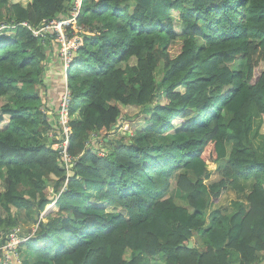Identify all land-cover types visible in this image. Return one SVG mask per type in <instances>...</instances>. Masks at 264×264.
Segmentation results:
<instances>
[{
    "label": "trees",
    "instance_id": "1",
    "mask_svg": "<svg viewBox=\"0 0 264 264\" xmlns=\"http://www.w3.org/2000/svg\"><path fill=\"white\" fill-rule=\"evenodd\" d=\"M74 9L0 0V244L28 222L22 264H264V0H83L67 162L23 23ZM129 106L146 126L122 134ZM234 182L246 201L214 207Z\"/></svg>",
    "mask_w": 264,
    "mask_h": 264
},
{
    "label": "rangeland",
    "instance_id": "2",
    "mask_svg": "<svg viewBox=\"0 0 264 264\" xmlns=\"http://www.w3.org/2000/svg\"><path fill=\"white\" fill-rule=\"evenodd\" d=\"M6 8V7H4ZM3 9V15L6 16V10ZM50 40V45L49 47L46 48V51L48 49V52H53V62L51 64H47L50 69L48 72L49 74V83H47L46 86H41V89L43 90L46 98H47V106L49 109H46L45 106L43 109L49 113L50 119L54 122L55 125V130H51L50 135H56L60 134L59 130V109L61 106L62 102V91H65V85L67 83V77L64 76V74H61L62 71L65 70L66 68V63L64 62V55H63V48L66 46H69L72 43H75L77 40L79 43L81 42V37L80 35L75 36L74 38H69L67 34L66 38V43L64 44L63 42L57 40L56 38H49ZM76 45L78 44L77 42L75 43ZM74 46V45H73ZM51 50V51H50ZM62 75V76H61ZM65 82V83H64ZM228 89V88H227ZM6 100V99H5ZM5 100H1L0 104L6 103ZM61 101V102H60ZM127 113L129 115V118L127 120H123L121 122V131L122 134L125 132H130L132 127L136 125L139 128H143L146 126L145 122V115L141 111L140 107L137 106H129L127 109ZM8 119V117H6ZM180 123V120L176 121V125ZM180 129L177 128L175 131H179ZM264 130V129H263ZM97 143V141L95 142ZM257 149L260 153V155H264V137L261 139H258L255 141ZM59 146V145H58ZM210 169L215 170L216 169V164H214L212 161H209ZM252 182V181H251ZM250 183L249 182H234L230 185L229 190L227 191V194L224 196L223 200L220 203H215L214 207H225L229 208V210H234L233 202H245L246 201V193H248L250 189ZM49 192L52 191V187H49ZM57 198L60 197L58 194L56 196ZM60 207L56 204V202H52L49 204L46 208V211L43 212V216L47 215H54L59 211ZM24 216V214H23ZM45 221H47L45 219ZM22 227L27 231V230H35L37 225H30L28 222H22ZM32 227V228H31ZM22 229L21 233H25L26 231ZM33 233V232H32ZM31 233V234H32ZM0 261H2L0 257ZM32 262L35 261V258L31 259ZM15 264H22V258H20V262L17 263L13 260Z\"/></svg>",
    "mask_w": 264,
    "mask_h": 264
},
{
    "label": "built area",
    "instance_id": "3",
    "mask_svg": "<svg viewBox=\"0 0 264 264\" xmlns=\"http://www.w3.org/2000/svg\"><path fill=\"white\" fill-rule=\"evenodd\" d=\"M83 0H74L75 9L71 12L69 16H60V18L53 19L50 21H44L40 27L34 28L31 27L28 23L24 22L23 25L28 26L32 31L34 36L42 39L43 43H46L51 37L57 39L64 44L66 43L67 34L69 38H74L79 35L78 33L83 31V28L78 25V9L81 7ZM72 28L71 31L68 28ZM68 30V31H67ZM81 42H82V36ZM50 40V39H49ZM78 43L77 45L75 43ZM80 42V43H81ZM75 43L70 44L69 46L64 47L63 55L64 62L66 63L65 71L68 70V67L73 61V53L75 49L79 46V42L76 40ZM74 45V46H73ZM66 76V74H65ZM71 90L68 86V83L65 85V91L62 94V102L59 109V125H60V134H56L59 138L62 137V142L59 144V149H61L62 159L67 162L73 161V158L68 152V147L70 145V140L72 136V127L70 125V115L69 107L72 102ZM53 136V135H52ZM21 229L13 230L10 233V238L6 244H0V250L4 252V259H2V264H11L14 263L13 260L17 263L20 262L18 245L21 241H26L29 237L21 238ZM2 241V234H0V243Z\"/></svg>",
    "mask_w": 264,
    "mask_h": 264
},
{
    "label": "crops",
    "instance_id": "4",
    "mask_svg": "<svg viewBox=\"0 0 264 264\" xmlns=\"http://www.w3.org/2000/svg\"><path fill=\"white\" fill-rule=\"evenodd\" d=\"M50 51H51V50H50ZM48 53H49V52H48ZM50 56H51V59H52V62H53V57H52V56H53V52H50ZM52 62H50L49 64H51ZM50 66H51V65H50ZM50 66H49V67H50ZM49 67L47 66V78H48V79H49V74H48V72H50V71H49V69H50ZM62 94H63V91H62Z\"/></svg>",
    "mask_w": 264,
    "mask_h": 264
},
{
    "label": "water",
    "instance_id": "5",
    "mask_svg": "<svg viewBox=\"0 0 264 264\" xmlns=\"http://www.w3.org/2000/svg\"><path fill=\"white\" fill-rule=\"evenodd\" d=\"M180 246H183V245H180ZM194 246V242L193 241H190L189 244H188V247L189 248H192Z\"/></svg>",
    "mask_w": 264,
    "mask_h": 264
}]
</instances>
